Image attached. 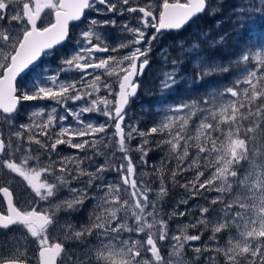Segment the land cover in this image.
<instances>
[{
	"label": "snow or ice",
	"instance_id": "obj_1",
	"mask_svg": "<svg viewBox=\"0 0 264 264\" xmlns=\"http://www.w3.org/2000/svg\"><path fill=\"white\" fill-rule=\"evenodd\" d=\"M221 5L222 0H217L216 5L211 0H159L156 6L153 0L144 6H133L130 0H0V120L5 126L0 129V172L4 173L0 176V195L5 202L0 209V231L14 226L23 229V241L0 250V264H188L183 250L192 247L189 242L201 241V228H210L211 235L208 242L193 247L192 264H264V45H246L228 64L211 65L203 60L197 42L188 48L181 46L200 61L194 77L197 81L227 73L233 65L240 68V74L223 89L209 90L203 96L169 105L163 118L154 121L147 130L125 123L126 107L140 87L137 77L150 65L152 42L164 30H179L199 14L219 13ZM87 11L142 15L136 27L127 23L121 26L122 31L132 33L131 39L109 45L98 28L115 25L116 21L97 20L87 16ZM230 15L234 30L243 31L258 17L264 18V0H238ZM80 21L85 23V28L76 41L78 47L62 59L59 71L50 76L41 71L31 81L30 89L18 88V77L37 66L42 56L68 41L70 23ZM220 23L217 20L218 26ZM150 28L154 32L148 35ZM227 36L225 32L208 43L213 47L223 46ZM125 48L131 51L119 56L96 55L118 53ZM166 51L161 49L164 63ZM253 62L255 66L249 67ZM182 63V57L173 58L171 69L162 73L159 80L162 95L182 79ZM97 70L102 73L98 74ZM69 71L81 73L80 78L60 80V73ZM102 75L115 76L117 87L106 80L102 82ZM88 76L92 77L90 82ZM101 83L106 92L103 96L99 95ZM38 100H51L67 114L57 117V109L53 107L40 123L33 120L16 125L14 114L21 102ZM69 101H84V104L74 111L67 106ZM92 112L107 119L96 124L82 118ZM69 115L78 126L63 123ZM44 116L43 108L31 113V117ZM58 124V130L52 131ZM108 128L114 129L118 151L123 155L97 164L94 158L103 155L97 144L103 142L107 147L111 142L110 137L99 135L106 134ZM153 136L158 137L155 147L166 148L176 161L168 177L161 167L156 199H150L153 189L143 180L138 184L137 165L130 155L131 151L139 152L140 163L147 164L146 157L152 150L149 138ZM137 137L141 138L140 143L133 149L130 144ZM33 143L38 146L36 155H33ZM60 145L85 155L61 157ZM91 149L95 151L88 155ZM41 150L48 158L47 164L40 161ZM52 153H57L58 158L52 159ZM32 160L37 166H30ZM85 161L88 166L82 167ZM242 161L247 164L243 170ZM209 168L212 170L205 177ZM109 171L117 174L113 182L105 178ZM188 171L194 173L193 177L180 183L177 176ZM12 174L23 177L41 200L52 201L65 188L70 198L44 211L31 206L21 210L6 186ZM166 179L185 189L189 199L217 193L204 197L208 206H200L194 221L183 225L178 235L170 233L166 219L158 218L159 200L169 191ZM93 188L99 193L95 197L89 195ZM92 198L97 203L87 224L76 228L70 220L59 223L58 212L64 211L70 217ZM187 203L188 199L179 202ZM177 215L184 216L185 212L173 211L172 216ZM189 227L197 229V234H188ZM50 228L53 233L60 229L56 239L51 238ZM219 233H227V240H218ZM93 236L95 243L89 240ZM69 241L79 244V253L66 247ZM163 241H168L172 248L168 260L161 255ZM30 245H34L31 256ZM205 253L208 255L201 260Z\"/></svg>",
	"mask_w": 264,
	"mask_h": 264
},
{
	"label": "rangeland",
	"instance_id": "obj_2",
	"mask_svg": "<svg viewBox=\"0 0 264 264\" xmlns=\"http://www.w3.org/2000/svg\"><path fill=\"white\" fill-rule=\"evenodd\" d=\"M148 2V0H130V4H132L133 6L135 5H140V6H144L146 3ZM213 5L217 4V0H211ZM238 3V0H222V5H221V11L217 14L214 15H209L206 12V16L207 19L210 18L212 19V21H209L207 23H211L212 27H214L215 29L217 27H219L221 24L215 25V23H217V20H221L222 22L226 23L229 27V31L228 32H232V31H236L233 28V24L231 22V15H230V10L232 8L235 7V5ZM153 4L154 6L159 4V0H153ZM97 7H101L100 5H97ZM127 7V6H125ZM87 16L89 17H95L97 20L103 21V20H115L116 23L115 25H103L100 26L98 28V33L102 36V38L106 39V42L109 45H115L118 41L120 40H129L132 38V33L129 32H125L122 31V25L127 23L129 27H136L138 25V19L139 16H141V13H127L125 12L124 15H118V14H112V13H103L101 15L105 16H101L100 14H97L93 11H88L86 13ZM99 15V16H98ZM261 17H258L256 19V21L254 23H252L251 25H249V28L255 29L258 23V20ZM47 22V20H45V23ZM200 23H202V21H200ZM204 24L202 23L201 25L197 22H192L189 27L188 30L182 34L181 36L178 37L177 40H175L174 43V48L173 50L169 49L168 47H163L161 46L163 44V42L161 43L159 40V37L156 41L152 42V50L150 53V67L148 72L151 73V75L149 77H147L144 80V78H141L138 80L140 87L138 90V93L136 95V97L131 101L130 106L132 107V104L136 101L137 102V106H135V109H131V107L127 110V115L125 118V123L126 124H136L137 125V114L136 111H138L139 108H144L145 106H147V104H145L144 100L146 95L148 97L154 98L155 102L153 101V105L152 107H150V110H152V112H154L156 114L157 120L159 121L160 119L163 118L164 114H165V110L169 105L175 106L177 104L175 103H166L163 102L162 97L166 96L168 93L171 92L172 89H170L168 91L167 94L162 95L161 94V90L159 88V80L162 78V73L164 71H168L171 69V60L173 58H183V61L185 62V64H187V68L184 70L182 68L181 65V72L180 75L182 77V79H180V82H188L191 83L190 80V69L191 66L196 67L199 65L200 61L195 60L194 57H192L190 54L186 53L183 51V48H188L192 45L193 42H197L199 44V48H200V53L201 56L203 58V60L208 64V61L205 59L204 54L201 50V44L198 40H196V35L197 38H199V34L200 32H203L202 34L204 36H207V32H204ZM72 31L70 33V39L61 47L55 48L53 49L49 54L44 55L42 60L37 64V66L33 67L29 73L22 77L19 81V88L21 90L24 89H30L31 88V81L33 79H35L37 73L43 71V73L45 75H53L56 74L59 71V68L61 67V61L63 58L69 56L70 54H72L75 49L78 47V45L76 44V41L80 40V35L79 33L85 28V23L82 22L79 24L74 23L72 24ZM222 28L217 30V33L219 34V31ZM154 32V29H149L148 30V35H151ZM226 32V30H225ZM218 36H216L217 38ZM203 38V37H200ZM193 40V42L191 41ZM93 42L95 43V38H93ZM161 47V48H160ZM157 48H160L157 52H155V50ZM161 49H166L167 51L165 53H163V55L167 56V62L164 63L162 62V56H161ZM131 51V49L125 48L122 49L120 52L118 53H96V55L98 57H107L109 55H123L124 53H127ZM155 52V53H154ZM154 53V54H153ZM169 53V54H168ZM172 56V58L170 59L169 56ZM255 64L254 62L251 63L249 65V67H254ZM88 71H93L91 69H89ZM98 74L102 73V70H97ZM240 74V72H239ZM81 76V73L76 72V71H69V72H62L60 73V80H65V79H76L78 80ZM192 78V77H191ZM87 80L90 82L92 80L91 76L87 77ZM108 83H111L113 85V87H117V80L115 76L112 77H105L102 75V82L105 81ZM224 87H222L221 89H223ZM148 89H150L151 91H149ZM90 90V89H88ZM148 90V91H147ZM141 93L142 97H141ZM106 92L103 89V84H100V92L99 95L103 96L105 95ZM138 95H140L138 97ZM95 96V94H94ZM142 103V104H141ZM84 104V101H76L75 103H73L72 101L68 102V107L75 110H78L82 105ZM25 106V112H22V115L25 116V119H18L17 121L15 120V124L19 125V124H28L31 123L33 120H35L37 123L42 122L43 119L46 118L47 116V112L50 111L51 108L55 107L57 109V117L60 116H64L67 113H65L64 108L60 105H57L55 102L51 101V100H38V101H22V106ZM41 108L45 109V116L44 117H40V118H36V117H31V113L33 111H39ZM154 108V109H152ZM168 115H172V113H168ZM85 121H92L96 124L102 123L104 122L107 118L104 117L103 115H100L96 112H92V113H86L83 115L82 117ZM64 124L66 125H73V126H78L76 124V121L69 115L68 119L66 121H63ZM4 124L1 126V129H4ZM59 128V124L57 125L56 129H52V131H57ZM125 131H127V128L125 129ZM113 132L114 129L113 128H108L107 133H101L99 134L100 136H105L106 138L110 137L111 138V142L108 143L107 147H105L104 143L101 142L99 144H97V149L100 150V152L103 153V155L97 156L95 157V162L97 164L102 163L106 158H111L113 160H115L117 157L123 155L122 153H120L118 151V145L116 144V140L117 137L113 136ZM37 138L42 139V137L37 136ZM139 138V137H137ZM136 138V139H137ZM15 139V138H13ZM84 139H91L89 137H85ZM136 139H133L131 141L130 147L135 149L138 144L134 143ZM141 139V138H140ZM127 143V141H126ZM26 149V147H25ZM92 151H95V149H91L87 154L91 155ZM194 153V149L191 150ZM58 153L60 154V156H67V155H72V156H84L85 153L81 152L80 150L77 149H71L69 148L67 145H60L58 146ZM113 153H115V156H113ZM57 153H52V155H55ZM130 155L132 156L133 159V163L137 165L136 167V174L137 176L140 178L138 180V184L140 183V180H143L144 184L150 186L153 191L149 194L150 199H156V193L158 191V186H159V182L155 183L153 181H151L149 179L148 173H147V169H148V164H141L140 160H139V156L140 153L137 151H131ZM168 157L169 159H172L175 161L174 157ZM161 158H159L158 163H160ZM176 163V161H175ZM157 164V162H156ZM37 166V164L35 165ZM88 166V162L85 161V164L82 165V167H87ZM245 167H247L246 162H241V170H243ZM201 168L203 170V161L201 162ZM212 169L209 168L208 170H205V177H207L209 175V171H211ZM190 174V176L187 178L188 180L191 179L194 175V173L192 171H188L186 172V174ZM4 173L0 172V176H3ZM105 178L108 182H113L117 179V174L115 172L109 171L107 173H105ZM43 179V177H42ZM85 179H87L85 177ZM186 179V176H180V183L183 182V180ZM201 179H204V177H202ZM187 181H185L186 183ZM9 186L12 191L15 193L17 199L19 200V204L23 207H29L31 206L33 203L36 205V207L38 208V210L40 211H44V210H48L49 206H53V204L55 203H59L60 200L59 199H54L52 201H46V200H41L39 197H36L35 194V199L32 200L29 198V192H32L31 189L28 187L27 185V181H25L23 179V177H20L16 174H12L10 177V184L7 185ZM75 186V184L73 185V187ZM64 191H66L67 189H63ZM62 191V190H61ZM61 191L57 194L59 195L61 193ZM182 193L181 195H178V199L176 200L175 203H172L170 205L168 204H162L161 200H159V203L157 205V207L160 209V217L158 218H164L167 220L168 222V228L170 233H175V234H180V229L182 228L183 225H190L191 222L194 221V219L197 217L198 215V210L200 206H208L206 203V200L204 197H213L215 195H217V193L215 192H208V193H204L203 196H194L192 198H188L189 194L188 192L185 191V189L181 190ZM99 193L95 190V188H93L92 191V195L93 197L97 196ZM65 195V193H64ZM182 199H188V203L187 204H179V202ZM1 200V197H0ZM167 200V199H166ZM94 203L92 204V208L93 211L96 208V199H93ZM179 205V206H178ZM93 211L91 212V214L93 213ZM173 211H183L185 212L184 216H172ZM58 215V213H57ZM212 213L210 212L209 214V218H211ZM57 219L59 220L60 224L64 223V219H59L57 216ZM151 219V218H149ZM201 231H203V235L201 237V241H194V242H189V244L192 247L186 246L184 248V258L185 260L188 261V264H192V261L194 259V253H193V247L195 246H200L202 242H208L207 238L211 235V230L209 229H203L201 228ZM49 232L52 234L51 238L52 239H56L59 234H60V229L57 228L56 232L53 233L52 229H49ZM188 234H197V229L188 228ZM142 235V234H141ZM217 235V239L221 240V242L227 240V233H219L216 234ZM125 236H127V233L125 234ZM19 238V240L17 239ZM62 238V237H60ZM92 238L90 241H92L93 243H95V237H89V239ZM138 238V237H137ZM23 241V229L20 227H14L11 230L8 231H0V250H2L3 248H11L13 247L16 243ZM161 246V255L165 257L166 260L169 259V254L172 252V248L169 245L168 241H163L160 242ZM77 243L75 242H67L66 247L70 250V251H75L77 253H79L80 251V246H76ZM34 247V245H30L29 246V255L31 256L32 254V248ZM208 255V253H205L204 257H201V260H203L206 256ZM173 260L175 259L174 257L172 258Z\"/></svg>",
	"mask_w": 264,
	"mask_h": 264
},
{
	"label": "trees",
	"instance_id": "obj_3",
	"mask_svg": "<svg viewBox=\"0 0 264 264\" xmlns=\"http://www.w3.org/2000/svg\"><path fill=\"white\" fill-rule=\"evenodd\" d=\"M200 21H202V23L204 24L203 28H204V32H207V36H204L202 34L203 32H200L199 38H197V35H196V40H198L201 44V50L204 54L205 59L208 61V65H211L213 63L228 64L230 61L234 60L235 56L246 45H252V46L264 45V18H260L258 20V23L255 29L247 27L243 31L236 30V31L228 32L229 27L226 24V32L228 33V36L223 46L218 45L215 47L211 46L208 43V41L214 40L216 36L219 37L217 30L221 28V25L217 27L216 29L212 27L211 24L207 23L209 21H212V19L210 18L207 19L206 13L199 14L197 18L194 19L193 22H197L201 25L202 23H200ZM215 25H217V23H215ZM187 30H188V27L185 30L180 31L179 36L184 34ZM200 37H203V38H200ZM177 39L178 38L174 39L172 45L170 44L166 45V43L162 41L163 44L161 46L168 47L169 49L173 50L175 40ZM191 41L193 42V40ZM169 58L171 59L172 56L170 55ZM182 68L184 70L187 68V64H185L184 61L182 63ZM196 72H197V68L196 67L192 68L191 66V69H190L191 83H188L185 81L177 83L175 88H173L170 93L162 97L163 102L179 104L182 101L191 100L193 98L203 96L209 90H214L217 88L221 89L222 87H225L231 84V82L239 74L240 68L233 65L230 71L227 73H217V74L209 75V76H206L203 80H199V81L194 79ZM150 75L151 73L147 71L143 77L144 78L143 81H145V79L149 77ZM148 90L151 91L150 89ZM142 94L143 93L140 94L141 97H142ZM140 95H138V97ZM143 100L145 104H147V106H145L144 108H139L138 111H136V114L138 117L137 125L141 129L147 130L149 127L153 125L154 121L158 122V120H157L156 114L152 112V110H150V107H152L153 105V101L155 102L154 98L148 97L146 95L145 99ZM135 106H137L136 101L132 104V107L131 106L130 107L131 109L134 110ZM156 139H158L157 136H153L149 138V142H150L152 150L148 152L146 159H147V164H148L147 173H148L149 179L155 183H158L159 182L158 176L160 175L161 167H163L164 176L168 177L170 170L175 168L176 163L174 160L169 159L168 157H165V156H168L166 148L162 147V148L157 149L155 147L154 141ZM134 143L139 144L140 138H137ZM159 158H161L159 161L160 163H158ZM183 176H186V179H184L182 182V183H185V181L188 180L187 178L190 176V174L188 173L186 174V172H184ZM177 179L180 181V175L177 176ZM165 184L168 186L169 191H168V194L165 197H163L164 199L166 198L169 200H176L179 197L178 195L184 194L181 192L183 188L179 187L178 185L172 184L170 179H166Z\"/></svg>",
	"mask_w": 264,
	"mask_h": 264
},
{
	"label": "flooded vegetation",
	"instance_id": "obj_4",
	"mask_svg": "<svg viewBox=\"0 0 264 264\" xmlns=\"http://www.w3.org/2000/svg\"><path fill=\"white\" fill-rule=\"evenodd\" d=\"M88 12V11H87ZM86 12V13H87ZM101 15V14H100ZM99 16V15H98ZM101 16H103V15H101ZM103 17H105V16H103ZM83 21H80V23H82ZM77 24V23H76ZM78 24H79V22H78ZM209 24H211V23H209ZM221 24V30L219 31V36L220 35H222L223 33H225V30H226V23H224V22H222V23H220ZM212 25V24H211ZM72 27V26H71ZM186 28H183V29H180V30H164L163 31V34L161 35V36H159V40H160V42L162 43V41H164L165 43H166V45L167 44H170V45H172L173 44V41H174V39H176V38H178L179 37V32L180 31H182V30H185ZM217 34V33H216ZM161 48V47H160ZM160 48H157L156 50H155V52H157ZM154 52V53H155ZM153 53V54H154ZM150 67V66H149ZM19 81L20 80H18L17 81V86H18V88H19ZM25 112V106L23 105L22 106V102H21V104L18 106V110H17V112L14 114V117H15V120L17 121L18 119H25V116H23L22 115V112ZM3 125V121L2 120H0V129H1V126ZM42 139H46L45 137H42ZM25 147H27V145H25ZM31 147H32V149L34 150L33 151V155H36V149H37V145H35L34 143L31 145ZM17 156H20V153H17L16 154ZM59 156H60V154H59ZM51 158L52 159H57L58 157H57V154H55V155H51ZM40 161L41 162H43L44 164H47V161H48V158H46L44 155H43V153H42V150H41V154H40ZM17 162H19V161H17ZM37 164V162L35 161V160H32V161H30V166H35ZM7 186V185H6ZM76 186V185H75ZM74 186V187H75ZM10 191L13 193V199H14V203H16V206L17 207H19L21 210H26V209H28L29 207H23V206H21L20 204H19V200L17 199V197H16V195H15V193L12 191V189L10 188ZM92 191H93V189H90L89 190V195L91 196V197H93V195H92ZM64 193H65V195H64ZM0 197H1V200H0V209H3V207L5 206V202H4V200H3V198H2V195H0ZM29 198L30 199H32V200H34L35 199V196H34V194L32 193V192H29ZM66 198H70V193L68 192V190H66V191H64V190H62L61 191V193L59 194V195H57L54 199H59L60 201H62L63 199H66ZM93 199L94 198H92V199H88V200H86L85 202H84V204H83V206L80 208V210H78V211H76V212H73V213H71V215H70V217H69V214L68 213H66V212H64V211H60V212H58V218L59 219H64V222L66 221V220H70V222L76 227V228H79L80 227V225H82V224H87L88 223V221H89V216L91 215V212L93 211V208H92V204L94 203V201H93ZM161 200V202H162V204H168V205H170V204H172V203H175L176 202V200H169V199H167L166 200V198L164 199V198H162V199H160ZM31 207H35L36 208V210L37 211H40V210H38V208L36 207V205L33 203L32 205H31ZM52 207V205L51 206H49V208H51ZM14 227H16V226H14ZM13 227V228H14ZM12 229V228H11ZM11 229H9V230H11ZM8 231V230H7ZM2 232H4V231H2ZM92 238H90L89 240H91ZM79 244H77L76 246H78Z\"/></svg>",
	"mask_w": 264,
	"mask_h": 264
},
{
	"label": "water",
	"instance_id": "obj_5",
	"mask_svg": "<svg viewBox=\"0 0 264 264\" xmlns=\"http://www.w3.org/2000/svg\"><path fill=\"white\" fill-rule=\"evenodd\" d=\"M196 17H197V16H196ZM196 17H194V18H196ZM194 18H193V19H194ZM193 19H192V20H193ZM189 22H190V21H189ZM189 22H188L186 25H184L182 28H184L185 26H187V25L189 24ZM72 23H76V22H71L70 24H72ZM69 26H70V25H69ZM182 28H181V29H182ZM63 44H64V43H63ZM63 44H61V45H63ZM61 45H58V46H61ZM58 46H56V47H58ZM56 47H55V48H56ZM41 59H42V57H41ZM41 59H40V60H41ZM40 60H39L38 62H40ZM38 62H37V63H38ZM145 70H146V69H145ZM27 72H28V70H26L25 73H22L21 76L24 75V74H26ZM21 76H20V77H21ZM20 77H18V79H19ZM140 77H141V76H138L137 79L140 78ZM18 79H17V81H18ZM137 92H138V91H137ZM135 96H136V95H135ZM135 96H134V97H135ZM134 97H132L131 99H133ZM131 99H130V100H131ZM129 103H130V101H129ZM128 105H129V104H128ZM128 105H127V107H128ZM127 107H126V109H127ZM117 138H118V137H117Z\"/></svg>",
	"mask_w": 264,
	"mask_h": 264
},
{
	"label": "bare ground",
	"instance_id": "obj_6",
	"mask_svg": "<svg viewBox=\"0 0 264 264\" xmlns=\"http://www.w3.org/2000/svg\"><path fill=\"white\" fill-rule=\"evenodd\" d=\"M148 70H149V66H148V68H146L144 74L140 77V79L144 77L145 73H146ZM130 104H131V102H130L129 105H128L129 108H130ZM128 107H127V109H126V112H127V110L129 109Z\"/></svg>",
	"mask_w": 264,
	"mask_h": 264
}]
</instances>
